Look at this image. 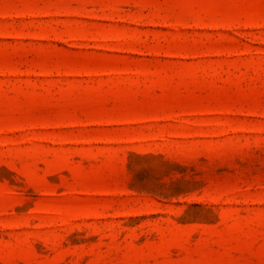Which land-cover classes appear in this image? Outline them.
I'll return each instance as SVG.
<instances>
[{
    "label": "rangeland",
    "instance_id": "374dc122",
    "mask_svg": "<svg viewBox=\"0 0 264 264\" xmlns=\"http://www.w3.org/2000/svg\"><path fill=\"white\" fill-rule=\"evenodd\" d=\"M0 264H264V0H0Z\"/></svg>",
    "mask_w": 264,
    "mask_h": 264
}]
</instances>
